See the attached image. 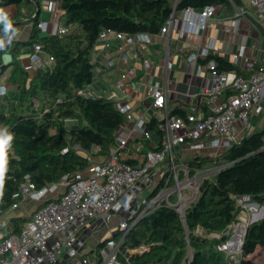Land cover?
Wrapping results in <instances>:
<instances>
[{
    "label": "trees",
    "instance_id": "1",
    "mask_svg": "<svg viewBox=\"0 0 264 264\" xmlns=\"http://www.w3.org/2000/svg\"><path fill=\"white\" fill-rule=\"evenodd\" d=\"M35 1L42 9L44 0ZM232 1L242 4V0H61L62 17L70 27L63 36L42 32L41 18L36 16L28 40L12 41L0 50V81L12 67L9 82L18 86L13 95L0 96L1 211L12 208L14 195L23 183L30 181L39 190L60 183L65 177L85 171L91 164L90 157L104 158L112 150L124 115L107 98L78 94L94 80L93 52L103 31L157 35L173 14L210 5L228 8ZM24 3L33 5L32 0H0V9ZM33 15H37L36 8ZM8 23L0 22V42L13 31L10 28L3 33ZM36 44L42 45L54 63L36 69L37 75L31 78L19 57L24 49L33 52ZM5 53L13 57L10 65L3 62ZM212 61L218 73L235 72L247 77L226 56L210 54L200 59L202 65ZM171 115L183 117L185 110L175 109ZM72 120L79 126L69 129ZM155 127L156 120H151L150 130ZM216 163L230 165L205 181L199 198L186 210L185 221L175 209L162 206L129 232L114 234L115 239L124 236L121 264H232L219 248L228 240V228L238 222V197L250 195L264 206V126L245 135L220 160L197 156L189 161L193 171ZM28 221H17L12 235L21 234ZM199 228L203 235L197 233ZM212 234L221 237L210 238ZM107 240L99 245V254ZM142 246L149 249L131 253ZM261 249L264 218L248 227L238 264H264L255 256Z\"/></svg>",
    "mask_w": 264,
    "mask_h": 264
},
{
    "label": "built area",
    "instance_id": "2",
    "mask_svg": "<svg viewBox=\"0 0 264 264\" xmlns=\"http://www.w3.org/2000/svg\"><path fill=\"white\" fill-rule=\"evenodd\" d=\"M46 3H50L49 10L56 12L54 3ZM248 3L249 8L237 7L238 15L249 17L257 29L264 31V0H248ZM217 10L216 5L201 10L186 9L179 29L181 37L205 30ZM233 26H236V21H233ZM39 27L46 34L60 36L70 30L67 25H52L50 22H41ZM178 27L179 20L173 14L157 35H129L113 30L101 33L94 51L102 43L109 51L107 63L105 67L95 65L93 82L78 94L114 102L116 109L125 117L123 126L117 132L109 155L102 159L90 157L91 164L85 171L40 190L30 181L20 186L14 195L12 209H18L29 199L41 203V206L21 234L0 239V264H60L66 258L80 259L81 264H121L124 236L115 239L113 234L106 239L107 257L89 254L85 233L91 221L101 220L108 225L111 215H116L120 231L129 232L146 215L162 206L175 209L185 221L186 210L199 198L205 181L230 165L216 163L193 171L189 161L197 156L220 160L226 151L254 131V114H264V37L261 56L249 66L248 78L235 72L218 73L216 63L210 62L207 66L214 77V85L204 89L188 110L184 109L183 117L172 116L168 109L169 88H160L151 80L149 89L153 103L150 109L156 120L155 130L148 129L150 121L145 118V111L140 110L139 117L134 114L135 98L131 91L136 92L138 84H132L133 77L127 69L120 71L117 89L94 87L100 76L120 69L110 53L114 47L112 40L122 43V48L133 47L145 53L156 36L166 37ZM210 54L211 45H207L189 54L187 60L197 63ZM241 56L243 50L235 55L236 61ZM134 57L139 58V53ZM122 59L129 57L122 55ZM30 60L36 69L52 67L54 63V58L46 55L40 44L34 46ZM143 65L145 72L150 73L153 63L149 57L143 60ZM133 143L138 144L134 151L130 147ZM56 190H60V194L48 199L47 195ZM146 192L148 196L144 197ZM238 202L241 207L238 222L228 228L225 233L228 240L219 248L231 258L235 253L241 254L245 232L253 219L264 214V206L254 202L250 195L239 196ZM107 229L113 232L110 227ZM197 233L203 235L204 231L199 228ZM213 237L221 236L214 234ZM139 249L131 253H138Z\"/></svg>",
    "mask_w": 264,
    "mask_h": 264
},
{
    "label": "crops",
    "instance_id": "3",
    "mask_svg": "<svg viewBox=\"0 0 264 264\" xmlns=\"http://www.w3.org/2000/svg\"><path fill=\"white\" fill-rule=\"evenodd\" d=\"M46 1H50L51 4L56 5V12L49 10V4ZM243 6L249 8L248 0H242L241 5L233 4L228 8H218L214 18H212L205 30L198 33H187L184 37H181L180 27L184 19V12H179L176 17L179 20V27L172 29L171 33L164 37L162 35L154 38L153 44L149 46L147 51L136 50L133 47H121L122 43L117 40H112L114 47L110 52L112 58L118 63V67L115 71H111L99 77L98 83L94 85L96 89H117L116 83L120 71L127 69L132 78V84H138L136 92L131 91L135 98L133 102L134 114L139 117L140 110L146 112L145 118L151 122L153 119V111L150 109L153 98L149 89V83L151 80L157 83L160 88H169L170 94L168 98V109L170 112L178 108L189 109L190 106L201 96L204 89L211 88L214 85V77L210 68L207 65H202L200 61L192 63L187 60L189 54L197 52L198 50L211 45V54H220L229 58V60L237 65L248 78L250 76V65L256 63L260 56V48L262 45V38L264 32L257 29L249 17L239 16L237 7ZM34 4H22L20 7L17 5H11L0 9V22L8 23L7 26L13 22L20 21L17 25L11 27L12 32L2 39L0 42V50L7 47L10 42H22L30 38L34 20L36 15H33L35 8ZM46 12V19L41 22H50L55 20L53 24L60 23L65 24L63 11L61 7V0H44L42 7L43 13ZM21 15L20 19H17ZM33 15V16H32ZM32 16V17H31ZM12 21V22H11ZM233 21H236V26H233ZM6 26V27H7ZM5 27V28H6ZM8 28L6 31H8ZM5 31V32H6ZM243 50V56L238 61L235 59V55ZM107 51L102 43H100L94 51L93 59L96 67H105L107 63ZM33 52L23 50L19 57L24 68L29 72L31 78L37 75V70H32L34 67L30 57ZM139 53V58L134 57ZM122 55H128L129 59H122ZM149 57L153 63V68L150 73H146L144 70L143 60ZM3 62L7 65L13 60L10 54H3ZM203 66V67H201ZM35 68V67H34ZM12 67H9L5 75L0 81V96L13 95L18 91V86L9 82ZM130 88V87H129ZM264 105V103H263ZM161 115V114H160ZM253 118H258L260 123L264 114H254ZM79 126L78 121L72 120L68 123V128L72 129ZM254 127V125H253ZM148 129L149 125H148ZM254 130H256L254 128ZM0 135H3V131L0 130ZM156 137V135H155ZM137 143H133L130 147L132 151L136 150ZM95 150H98L96 148ZM101 157H97L100 159ZM102 159V158H101ZM60 194V190H56L47 195V198H54ZM41 206V203L29 199L19 207L18 209H9L6 212L0 213V239L6 238L10 234L14 233L15 224L19 220H29L36 210ZM111 220L108 225H105L101 220L91 221L88 225L85 235L87 236L88 252L93 257H101L104 255L105 248L98 253L99 245L105 241L109 235L108 227L114 231V226H110L111 221H116L118 226V218L116 215H111ZM264 218V214L257 215L253 221H259ZM117 234V233H115ZM214 234L209 237H213ZM237 254V253H235ZM229 257V256H228ZM239 263V258H234ZM60 264H81L80 259H64Z\"/></svg>",
    "mask_w": 264,
    "mask_h": 264
},
{
    "label": "rangeland",
    "instance_id": "4",
    "mask_svg": "<svg viewBox=\"0 0 264 264\" xmlns=\"http://www.w3.org/2000/svg\"><path fill=\"white\" fill-rule=\"evenodd\" d=\"M54 3H55V2H54ZM45 13H46V12L43 13V15H42V17H41V20H45V19H46V14H45ZM54 20H55V15H54L53 20L51 21V23H53ZM35 69H36V68H34V67L32 68V70H35ZM258 121H259L258 118H253V119H252V123H253V125H254V128H255V129H259V130H261V129L263 128V126H264V121H263V119H262V121H261L260 123H258ZM186 152H187V151H186ZM124 159H127V158L125 157ZM147 196H148V193L146 192V193L144 194V197H147ZM116 225H117V223H116L115 220H114V221H111L110 226H114V227H113V228H114V231H113L112 233H109V235L107 236V238H111L113 234L120 232L119 227L116 226ZM233 232H235V231H233ZM106 248H107V247H106ZM106 248H105V250H104V255H105V257H107V254H108V249H106ZM224 252H225V251H224ZM225 253H226V252H225ZM140 254H141V253H140ZM255 256H256V260H257L258 262L264 261V249L259 250V251L255 254ZM234 258H239V259H240V253L235 254ZM229 259L231 260L232 264H238V261H236L235 259H233V258H231V257H229Z\"/></svg>",
    "mask_w": 264,
    "mask_h": 264
},
{
    "label": "water",
    "instance_id": "5",
    "mask_svg": "<svg viewBox=\"0 0 264 264\" xmlns=\"http://www.w3.org/2000/svg\"><path fill=\"white\" fill-rule=\"evenodd\" d=\"M32 1H33L34 4L37 6V15H36V16L40 17L41 14H42V9H41V7L39 6V4H38L35 0H32ZM36 16H35V17H36ZM19 22H20V21L13 22V23L10 24L9 26H7V27L3 30V33H4L8 28H11V27L17 25ZM247 230H248V228H247ZM247 230H246L245 233H247Z\"/></svg>",
    "mask_w": 264,
    "mask_h": 264
},
{
    "label": "bare ground",
    "instance_id": "6",
    "mask_svg": "<svg viewBox=\"0 0 264 264\" xmlns=\"http://www.w3.org/2000/svg\"><path fill=\"white\" fill-rule=\"evenodd\" d=\"M238 239V238H237ZM149 248L146 246H142L138 251L139 252H145L146 250H148Z\"/></svg>",
    "mask_w": 264,
    "mask_h": 264
}]
</instances>
